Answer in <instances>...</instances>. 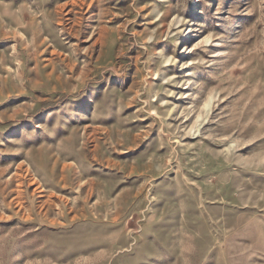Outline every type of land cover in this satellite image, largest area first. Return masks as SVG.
I'll return each instance as SVG.
<instances>
[{
  "label": "rangeland",
  "instance_id": "obj_1",
  "mask_svg": "<svg viewBox=\"0 0 264 264\" xmlns=\"http://www.w3.org/2000/svg\"><path fill=\"white\" fill-rule=\"evenodd\" d=\"M0 264H264V0H0Z\"/></svg>",
  "mask_w": 264,
  "mask_h": 264
}]
</instances>
